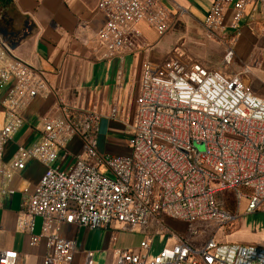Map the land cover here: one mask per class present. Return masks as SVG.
I'll return each instance as SVG.
<instances>
[{
	"label": "built area",
	"instance_id": "built-area-1",
	"mask_svg": "<svg viewBox=\"0 0 264 264\" xmlns=\"http://www.w3.org/2000/svg\"><path fill=\"white\" fill-rule=\"evenodd\" d=\"M166 1L99 0L104 21L97 39L104 58L136 53L144 45L137 29L141 22L160 36L168 33L173 15ZM248 7L264 12V0H213L207 11L203 25L225 47L220 66L235 63L239 24ZM174 8L186 13L178 4ZM48 95L44 72L12 55L0 36V195L14 193V174L28 163L46 166L16 219V230L30 237V246H45L43 264H75L76 244L64 235L65 227L116 225L144 238L139 249H116L115 264H264V248L216 238L244 214L264 212V98L254 94L242 73L180 71L171 58L147 62L134 110L123 119L131 133L130 155L99 153L95 132L100 115L61 103L58 114L51 111L41 118L37 142L18 147L14 160L6 163L5 147L23 126L25 110ZM118 114L113 108L110 118L116 120ZM75 139L82 150L73 164L53 167L60 154L71 156L69 145ZM224 191L233 192L236 211L217 198ZM36 218L42 219L38 236L33 234ZM169 221L185 224L195 240L204 229L213 230L195 244ZM158 237L172 243L155 252ZM18 259L16 251H0V264H18ZM84 264H93L90 256Z\"/></svg>",
	"mask_w": 264,
	"mask_h": 264
},
{
	"label": "crops",
	"instance_id": "crops-1",
	"mask_svg": "<svg viewBox=\"0 0 264 264\" xmlns=\"http://www.w3.org/2000/svg\"><path fill=\"white\" fill-rule=\"evenodd\" d=\"M212 2L167 0L165 5L172 19L192 15L200 18L203 24ZM98 3L99 0H0V36L12 55L44 72L49 88L47 97H38L25 110L23 126L5 147L6 163L14 160L18 147L29 148L37 142L41 118L51 111L58 114L61 103L100 115L95 132L99 153L111 157L130 155L131 133L123 119L134 110L144 65L165 57L171 47H167L171 37L160 36L147 23L141 22L137 29L144 45L136 53L122 52L106 59L105 50L97 39V31L104 21ZM174 4L183 7L186 13H178ZM231 16L232 8H229L225 17L227 27ZM227 33L233 34L229 29ZM238 33L234 66L250 83L254 94L264 98V12L259 7H248ZM113 108L119 112L116 120L110 118ZM81 150V141L75 139L69 145L71 156L64 158L60 154L53 167L65 169L73 164ZM45 171L42 163H28L24 170L14 174L11 183L14 193L0 195V251L18 252V264L44 262L45 246H30V237L16 230V219L23 213L27 196ZM41 230L42 219L36 218L33 234L38 236ZM63 233L75 241V264H84L87 256L93 264H115V250H128L124 249L125 242L133 236L119 225L95 230L68 226ZM161 239L164 245L172 243Z\"/></svg>",
	"mask_w": 264,
	"mask_h": 264
},
{
	"label": "rangeland",
	"instance_id": "rangeland-1",
	"mask_svg": "<svg viewBox=\"0 0 264 264\" xmlns=\"http://www.w3.org/2000/svg\"><path fill=\"white\" fill-rule=\"evenodd\" d=\"M167 35L171 37L167 47H171L165 57L158 62L171 58L180 71L192 68L200 72L219 69L228 75L238 73V68L234 65L230 67L220 66L225 56V47L217 34H212L206 30L200 18L192 15L175 17V19L171 20L170 30L164 36ZM197 148L199 151L204 150L202 145H198ZM217 198L220 200L224 199V206L227 209L231 211L237 210L238 203L235 201L232 191L218 193ZM244 208L245 202L242 201L239 206L240 213H243ZM170 225L179 234L188 235V238L195 244L205 241L213 230L211 228L209 230L204 229L201 238L195 240L189 236L190 229H187L185 224L169 221ZM126 233L133 236L127 239L124 249H137L144 237L140 236L139 232ZM216 238L222 243L264 248V212L244 214L228 227L226 232H219ZM163 246V239L158 237L155 252Z\"/></svg>",
	"mask_w": 264,
	"mask_h": 264
}]
</instances>
